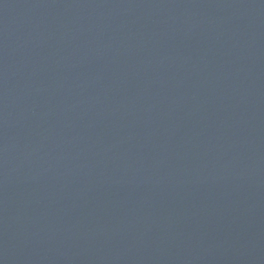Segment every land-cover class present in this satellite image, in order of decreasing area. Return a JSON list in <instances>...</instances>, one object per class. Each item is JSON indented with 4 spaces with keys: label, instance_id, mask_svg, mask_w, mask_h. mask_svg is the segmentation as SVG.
<instances>
[{
    "label": "water",
    "instance_id": "water-1",
    "mask_svg": "<svg viewBox=\"0 0 264 264\" xmlns=\"http://www.w3.org/2000/svg\"><path fill=\"white\" fill-rule=\"evenodd\" d=\"M0 264H264V0H0Z\"/></svg>",
    "mask_w": 264,
    "mask_h": 264
}]
</instances>
